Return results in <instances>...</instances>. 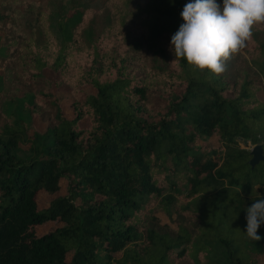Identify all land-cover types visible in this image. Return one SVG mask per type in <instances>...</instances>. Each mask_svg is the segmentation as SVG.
Masks as SVG:
<instances>
[{
    "label": "trees",
    "instance_id": "1",
    "mask_svg": "<svg viewBox=\"0 0 264 264\" xmlns=\"http://www.w3.org/2000/svg\"><path fill=\"white\" fill-rule=\"evenodd\" d=\"M78 1L56 34L52 0H0V264H263L264 25L217 77L172 63L190 0Z\"/></svg>",
    "mask_w": 264,
    "mask_h": 264
},
{
    "label": "clouds",
    "instance_id": "2",
    "mask_svg": "<svg viewBox=\"0 0 264 264\" xmlns=\"http://www.w3.org/2000/svg\"><path fill=\"white\" fill-rule=\"evenodd\" d=\"M181 18L184 23L171 38L175 63L184 59L195 71L208 70L217 77L227 61L252 42L255 28L264 25V0H190ZM246 236L260 241L258 228L264 223V198L246 210Z\"/></svg>",
    "mask_w": 264,
    "mask_h": 264
},
{
    "label": "rangeland",
    "instance_id": "3",
    "mask_svg": "<svg viewBox=\"0 0 264 264\" xmlns=\"http://www.w3.org/2000/svg\"><path fill=\"white\" fill-rule=\"evenodd\" d=\"M61 1L62 0H52V2H51V10H52L51 24H52L53 30L56 34H57V31H56L57 21L65 14V12L69 8V6L66 4H64L65 5L64 6ZM103 2H104V0H79L76 3L87 4V5H90L92 7H100V6H102ZM256 37L259 41L264 40V34H262V33H257ZM232 63H233V59L231 58L230 60L227 61V64H226V70H229V74L231 76L233 75V72H232L233 70H232L231 66L234 65ZM45 74L53 80H55V78L57 76L51 70H46ZM54 90L58 96L63 98L62 108H63L64 113L67 116H72V112L70 109V103L72 100L71 94H70V87L63 84L60 87H55ZM34 123L39 130H41V131L44 130L45 124L40 122L39 119H36L34 121ZM241 145H242V147H246L247 149L251 150L256 144H252L250 141H247L246 143H241ZM64 193H65V183L64 182L61 183V189L56 194L50 195L44 191H40L38 193V196H37L39 207L46 206L54 196H56L58 194H64ZM197 204H198L197 200L194 202H191L190 207L196 208ZM164 219H166V218H164ZM56 225H57V222H55V221L47 222V223L40 225L37 228V230H38V232L47 231L48 229L53 228ZM262 228H264V223H262L258 229H262ZM263 264H264V260H263Z\"/></svg>",
    "mask_w": 264,
    "mask_h": 264
},
{
    "label": "water",
    "instance_id": "4",
    "mask_svg": "<svg viewBox=\"0 0 264 264\" xmlns=\"http://www.w3.org/2000/svg\"><path fill=\"white\" fill-rule=\"evenodd\" d=\"M250 153L252 155L250 159V164L254 165L255 163L264 160V156L262 154V146L260 144H256L251 150Z\"/></svg>",
    "mask_w": 264,
    "mask_h": 264
}]
</instances>
